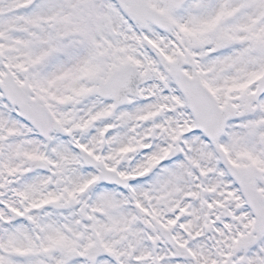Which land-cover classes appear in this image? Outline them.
Segmentation results:
<instances>
[{"label":"snow or ice","instance_id":"6c2138e0","mask_svg":"<svg viewBox=\"0 0 264 264\" xmlns=\"http://www.w3.org/2000/svg\"><path fill=\"white\" fill-rule=\"evenodd\" d=\"M0 264H264V0H0Z\"/></svg>","mask_w":264,"mask_h":264}]
</instances>
